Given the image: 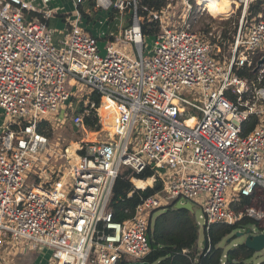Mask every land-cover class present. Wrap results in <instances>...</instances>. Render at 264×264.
Listing matches in <instances>:
<instances>
[{"label": "built area", "instance_id": "built-area-1", "mask_svg": "<svg viewBox=\"0 0 264 264\" xmlns=\"http://www.w3.org/2000/svg\"><path fill=\"white\" fill-rule=\"evenodd\" d=\"M71 1L79 10L56 43L52 0H0V252L48 250L55 264L145 262L152 212L177 201L201 210L206 234L245 218L264 227L263 204L235 208L264 195V14L248 18L259 0H233L242 14L229 53L221 35L216 44L213 33L193 29L190 12L176 19L175 0L151 13L160 25L154 37L143 35L136 0H94L128 15L104 56L83 24L87 0ZM243 69L260 75L251 80ZM90 114L98 130L87 128ZM251 117L258 123L243 135ZM67 123L84 137L100 136L71 155L39 132L41 124L53 131ZM123 176L136 191L160 189L121 223L112 200ZM137 180L152 183L139 189Z\"/></svg>", "mask_w": 264, "mask_h": 264}, {"label": "trees", "instance_id": "trees-1", "mask_svg": "<svg viewBox=\"0 0 264 264\" xmlns=\"http://www.w3.org/2000/svg\"><path fill=\"white\" fill-rule=\"evenodd\" d=\"M136 1L138 16L143 19L141 24L143 35L145 37L156 36L160 32V25L158 21L153 20L151 13L162 11L170 0ZM263 2L264 0H259L252 3L248 15L249 20L261 13L264 14ZM192 3L194 4L195 1L193 0ZM133 7V4L129 6V8ZM110 19L113 20V17L111 16ZM191 21H193L192 18ZM238 24L239 18L223 22L224 31L221 38L226 40L225 43H220L223 53L229 51V46L234 41ZM209 31L210 28L207 26L201 28L198 32L209 36ZM212 42L218 43L216 36H214ZM239 75L248 76L251 80L258 79L254 69H243L239 71ZM261 85H264V80ZM230 97L233 101H237L236 96L230 95ZM93 99L99 102L98 98L94 97ZM85 123L90 130H98L100 128L94 114L87 116ZM257 123V118L251 117L243 127V135L251 133ZM46 130L48 131L46 124H41L39 132L49 136L50 132ZM149 177H151L150 173L139 176V178ZM159 189L160 184H156L154 188L136 191L130 180H127L124 176L119 178L114 187L112 200L113 221L122 223L132 219L142 199L155 195ZM130 194H132L131 197L129 196ZM262 203H264V195L258 192L251 197H243L241 204L235 205V208L238 210L252 205L259 206ZM175 204L157 208L152 212L148 231L151 252L145 258V262L149 264H194V261L199 259L203 264H222V260L226 256V264H250V261L259 254L247 248L244 242L235 244L234 248L230 250L225 249L223 243L227 238L233 241L239 231H247L249 229L264 230L262 222L245 218L235 225L217 224L211 228L209 234L205 233L206 245L201 250L198 244L200 225L196 213L178 210L175 208ZM121 264L128 263L124 262Z\"/></svg>", "mask_w": 264, "mask_h": 264}, {"label": "rangeland", "instance_id": "rangeland-1", "mask_svg": "<svg viewBox=\"0 0 264 264\" xmlns=\"http://www.w3.org/2000/svg\"><path fill=\"white\" fill-rule=\"evenodd\" d=\"M193 1V0H192ZM191 0H175L173 3L174 10H172V13L175 14L176 19L179 17H182L185 13H189L192 17L193 22V29L195 31H200L201 28L209 26L210 31L209 33H213L214 36H216L217 40H219V36L222 35L224 31V27L222 26L223 22L228 21L229 19H237L241 18L242 14V9H239L238 6L233 5V13L227 14V15H218L215 10H212L210 7L208 8L209 11L215 15L218 18L213 17L208 11L203 12V7L199 4L198 0H194L196 3L193 4ZM233 1V0H229ZM210 4V3H209ZM192 9V10H191ZM220 13V12H219ZM229 29V28H228ZM214 36H210V40L212 41ZM223 39V38H222ZM152 40H148V43L151 44ZM226 41V40H224ZM102 44L100 45V50H101V55H105V40H102ZM229 53V51H227ZM257 76L260 75L259 71L256 72ZM82 100H84V96L81 97ZM80 98L78 99L81 100ZM79 104V103H78ZM3 111L0 109V124L3 121ZM64 125V124H63ZM64 127V126H63ZM60 127L55 130H50L49 132V140L52 145H57L59 144V148H69L71 151H75L76 147L80 145L81 142L85 140V137L82 135H79L78 133L74 132V130L71 127L70 123H67L66 126L63 128ZM47 131V130H46ZM48 132V131H47ZM90 138H93V135H90ZM76 146V147H75ZM64 161H60L56 163L57 167H60ZM160 173H164L167 170L166 169H159L158 170ZM149 183H152L151 181ZM136 186H138L141 189H144L146 187V184L143 182H137L136 181ZM263 208H264V203ZM196 215L197 218L199 219L201 215V210L199 208H196ZM200 237H199V246L200 248L203 247V243L205 240V232L202 227H200ZM231 241V242H230ZM245 241V237H236L233 241L230 239H225L224 241V246L225 249L230 250L234 248L235 244H240ZM21 253V252H18ZM44 253V252H43ZM28 255L31 259L35 258L36 256H41V259L39 260L40 264H55L53 259H52V252L47 251L43 255H39L37 252H34L32 250H29L27 252H23L22 255ZM13 259L18 257L16 254L11 255ZM264 264V251L259 253L254 259L250 261V264Z\"/></svg>", "mask_w": 264, "mask_h": 264}, {"label": "crops", "instance_id": "crops-1", "mask_svg": "<svg viewBox=\"0 0 264 264\" xmlns=\"http://www.w3.org/2000/svg\"><path fill=\"white\" fill-rule=\"evenodd\" d=\"M51 6L55 10V15L49 19L48 26L54 33L55 42L59 43L65 38L67 32L70 30L69 21L75 20L76 12L79 10V7H77V5L71 0H52ZM80 9L83 15L84 27L99 38L100 45L102 44V40H105V43H107V41H114L115 38L121 34L123 28L128 22V15H123L120 13L113 15L100 8H96L94 5V0H87ZM111 16L113 17V20L110 19ZM90 135L94 134H86L85 140H92L96 138L93 136L91 139ZM137 182L143 181L137 180ZM143 183L146 184V187L151 185L149 182ZM194 208L196 213V208L198 207L194 206ZM204 242H206V240H204ZM47 251H44V253ZM3 252L4 250L0 252V264H40L39 260L41 259V256H36L35 258L31 259L28 255L21 254L13 259L11 255H7ZM44 253L39 255H43Z\"/></svg>", "mask_w": 264, "mask_h": 264}, {"label": "water", "instance_id": "water-1", "mask_svg": "<svg viewBox=\"0 0 264 264\" xmlns=\"http://www.w3.org/2000/svg\"><path fill=\"white\" fill-rule=\"evenodd\" d=\"M175 208L178 210H187L191 213H195L194 205L191 202L182 203L181 201H177L175 204ZM237 237H245L244 244L247 248L255 251V252H263L264 251V232L254 235L252 230L249 229L247 231H239L237 233ZM206 245V242H204ZM129 264H149L147 262H131Z\"/></svg>", "mask_w": 264, "mask_h": 264}, {"label": "bare ground", "instance_id": "bare-ground-1", "mask_svg": "<svg viewBox=\"0 0 264 264\" xmlns=\"http://www.w3.org/2000/svg\"><path fill=\"white\" fill-rule=\"evenodd\" d=\"M199 4L201 6H204L206 7L207 11L215 18H218L216 17L215 15H213L210 11H209V7L212 9V10H215L217 12L218 15H227V14H230V13H233L234 10H233V1H229V0H198ZM210 3V4H209ZM220 12V13H219ZM189 124H192V122L190 121ZM93 136H95L96 138L95 139H92V140H86V141H95L98 139V137L100 135L98 134H94ZM77 149V147H76ZM69 153L72 155L74 153V151H69ZM138 181H141V180H138ZM243 179L240 180V183H243ZM151 184V183H150ZM239 189V188H238Z\"/></svg>", "mask_w": 264, "mask_h": 264}]
</instances>
